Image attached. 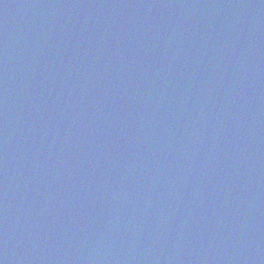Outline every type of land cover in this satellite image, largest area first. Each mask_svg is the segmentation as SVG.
<instances>
[{
    "label": "water",
    "instance_id": "water-1",
    "mask_svg": "<svg viewBox=\"0 0 264 264\" xmlns=\"http://www.w3.org/2000/svg\"><path fill=\"white\" fill-rule=\"evenodd\" d=\"M0 264H264V0H0Z\"/></svg>",
    "mask_w": 264,
    "mask_h": 264
}]
</instances>
